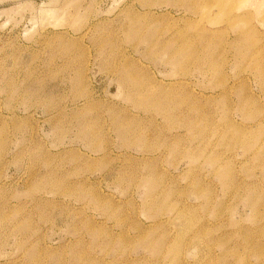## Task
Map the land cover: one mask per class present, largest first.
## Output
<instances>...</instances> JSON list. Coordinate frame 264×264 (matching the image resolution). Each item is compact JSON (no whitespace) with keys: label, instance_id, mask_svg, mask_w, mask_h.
<instances>
[{"label":"rangeland","instance_id":"rangeland-1","mask_svg":"<svg viewBox=\"0 0 264 264\" xmlns=\"http://www.w3.org/2000/svg\"><path fill=\"white\" fill-rule=\"evenodd\" d=\"M0 264H264V0H0Z\"/></svg>","mask_w":264,"mask_h":264}]
</instances>
